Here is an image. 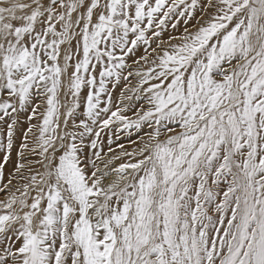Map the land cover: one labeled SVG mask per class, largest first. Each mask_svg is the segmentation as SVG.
<instances>
[{
    "label": "snow or ice",
    "instance_id": "1",
    "mask_svg": "<svg viewBox=\"0 0 264 264\" xmlns=\"http://www.w3.org/2000/svg\"><path fill=\"white\" fill-rule=\"evenodd\" d=\"M0 194V264H264V0H0Z\"/></svg>",
    "mask_w": 264,
    "mask_h": 264
},
{
    "label": "rangeland",
    "instance_id": "2",
    "mask_svg": "<svg viewBox=\"0 0 264 264\" xmlns=\"http://www.w3.org/2000/svg\"><path fill=\"white\" fill-rule=\"evenodd\" d=\"M171 31V30H170ZM133 138H135V134H133ZM124 142L127 144V139L124 140ZM3 194H0V198H3Z\"/></svg>",
    "mask_w": 264,
    "mask_h": 264
},
{
    "label": "bare ground",
    "instance_id": "3",
    "mask_svg": "<svg viewBox=\"0 0 264 264\" xmlns=\"http://www.w3.org/2000/svg\"><path fill=\"white\" fill-rule=\"evenodd\" d=\"M3 196V195H2Z\"/></svg>",
    "mask_w": 264,
    "mask_h": 264
}]
</instances>
